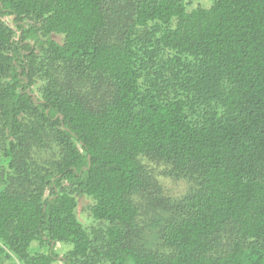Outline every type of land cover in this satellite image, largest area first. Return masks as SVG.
<instances>
[{
    "label": "trees",
    "instance_id": "16d2710c",
    "mask_svg": "<svg viewBox=\"0 0 264 264\" xmlns=\"http://www.w3.org/2000/svg\"><path fill=\"white\" fill-rule=\"evenodd\" d=\"M0 152V264H264V0H0ZM143 159L196 181L156 249Z\"/></svg>",
    "mask_w": 264,
    "mask_h": 264
},
{
    "label": "rangeland",
    "instance_id": "374dc122",
    "mask_svg": "<svg viewBox=\"0 0 264 264\" xmlns=\"http://www.w3.org/2000/svg\"><path fill=\"white\" fill-rule=\"evenodd\" d=\"M213 0H186L188 10H192L197 6L209 7ZM86 88H82L84 94H87ZM89 100L100 102L101 96H88ZM1 156V152H0ZM142 163L145 167L148 185L146 190L137 193L134 201L139 208V216L136 227L130 232V241L138 246L152 247L156 249L158 241L155 238L156 230L160 224L168 217V204H178L180 201L192 192L196 187V181L189 177H174L170 173V167L162 162L150 161L143 159ZM92 204V199L88 197L77 198V215L84 227L89 230L102 229L103 225L95 221L90 213L89 206ZM69 244L59 243L55 249L60 256L71 250ZM31 251L40 252L47 251L46 248H41L39 243H32ZM4 264H11L4 261ZM53 264H63L57 260Z\"/></svg>",
    "mask_w": 264,
    "mask_h": 264
}]
</instances>
